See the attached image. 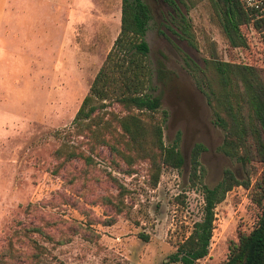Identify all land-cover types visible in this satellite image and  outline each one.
Instances as JSON below:
<instances>
[{
	"label": "rangeland",
	"instance_id": "374dc122",
	"mask_svg": "<svg viewBox=\"0 0 264 264\" xmlns=\"http://www.w3.org/2000/svg\"><path fill=\"white\" fill-rule=\"evenodd\" d=\"M143 1L150 10L144 34L148 92L159 96L167 112L163 143L170 145L178 134L183 157L179 169L160 171L155 186L146 161L130 167L111 162L107 145L90 153L85 135H68L118 32L120 0H0V244L17 222L34 224L38 216L54 221V240H37L44 247L37 264H177L166 257L199 218L202 202L199 184L188 180L192 146L201 145L200 180L206 186H214L226 168L243 177L239 163L219 149L222 129L208 104L206 60L262 65L261 28L241 26L246 46L232 48L208 0ZM180 13L192 43L179 31ZM109 111L124 113L110 103L98 114L104 120ZM111 126L120 132L114 121ZM100 132L108 139L106 129ZM62 144L76 146L91 162L73 158L53 173L59 160L54 150ZM255 166L249 187H232L214 206L208 253L195 264L224 260L238 233L254 226L259 207L251 193L261 165ZM109 177L123 186L121 195Z\"/></svg>",
	"mask_w": 264,
	"mask_h": 264
},
{
	"label": "trees",
	"instance_id": "16d2710c",
	"mask_svg": "<svg viewBox=\"0 0 264 264\" xmlns=\"http://www.w3.org/2000/svg\"><path fill=\"white\" fill-rule=\"evenodd\" d=\"M164 3L184 4V0H162ZM190 5L199 0H188ZM217 15L223 38L232 48L246 46L241 26L251 22L254 29L264 27L262 19L250 21L252 15L238 0H208ZM186 15L180 13L182 35L192 43V33ZM150 10L143 0H120L119 29L112 44L94 74L86 94L71 120L72 135H85L87 149L95 152V146L107 145L110 161L121 160L127 167L133 162L146 161L149 184L155 186L160 171L164 168L179 169L183 157L175 141L166 145L162 140L161 121L167 112L161 109L158 95L148 90L151 72L147 63L148 45L144 38ZM210 98L208 104L215 123L222 129L220 151L239 163L243 177H237L226 168L214 186H206L200 180L199 154L201 145L194 144L189 152L188 180L199 184L201 207L199 218L192 221L188 233L176 244L166 257V263L195 264L208 253L213 229V208L222 201L225 193L234 186L247 188L250 175L256 173L251 200L259 207L254 226L248 232H239L237 241L227 247L224 260L216 264H264V66L224 62L210 58L206 60ZM114 103L124 112L109 111V118L102 119L98 112ZM160 114V117L156 113ZM114 121L119 129L111 126ZM100 129H106L109 137L104 138ZM115 133V134H114ZM118 135L117 137H114ZM62 156L61 158L59 156ZM59 159L53 173L79 158L84 164L91 162L89 155L76 146L62 144L54 150ZM109 180L121 195L123 186L114 178ZM104 203L120 211L119 205L104 197ZM54 221L38 216L37 222H17L16 227L4 243L0 244V264H37L44 250L37 240L53 241L50 230ZM146 239V236H141Z\"/></svg>",
	"mask_w": 264,
	"mask_h": 264
},
{
	"label": "built area",
	"instance_id": "2783aa9c",
	"mask_svg": "<svg viewBox=\"0 0 264 264\" xmlns=\"http://www.w3.org/2000/svg\"><path fill=\"white\" fill-rule=\"evenodd\" d=\"M241 6L252 15L251 21L262 19L264 21V0H238ZM261 33L264 39V27L261 28ZM264 50V42L262 46ZM264 58V57H263ZM264 66V62H263Z\"/></svg>",
	"mask_w": 264,
	"mask_h": 264
},
{
	"label": "flooded vegetation",
	"instance_id": "af4514ba",
	"mask_svg": "<svg viewBox=\"0 0 264 264\" xmlns=\"http://www.w3.org/2000/svg\"><path fill=\"white\" fill-rule=\"evenodd\" d=\"M160 2H162V1L160 0Z\"/></svg>",
	"mask_w": 264,
	"mask_h": 264
}]
</instances>
